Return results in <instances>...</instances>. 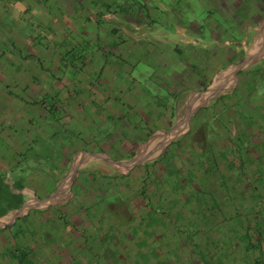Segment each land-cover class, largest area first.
I'll return each mask as SVG.
<instances>
[{"label": "rangeland", "instance_id": "rangeland-1", "mask_svg": "<svg viewBox=\"0 0 264 264\" xmlns=\"http://www.w3.org/2000/svg\"><path fill=\"white\" fill-rule=\"evenodd\" d=\"M153 1L123 0V15L138 8L136 4L154 7ZM161 1L167 13L159 12L162 17L180 22L188 33L199 28L200 36L210 44L213 38L234 43L229 45L233 54L226 50L218 65L222 70L209 79L207 88L190 94V102L198 97L203 101L183 108L185 126L172 132L179 115L167 132L176 135L166 140L159 136L164 141L153 155L142 157L141 149L136 156H128L133 149L130 146L138 143L131 131L139 129L115 122L114 116L102 126L101 120L93 126L95 138L107 139L111 145L118 139L124 143L122 153L128 155L117 157H130L127 163L114 166L113 173L110 168L106 173L97 170L84 177L92 194L74 207L76 215L86 214L87 221L77 216L65 217L66 222L57 218L59 225L52 217L36 221L25 231L13 226L16 243L0 253L3 264H59L56 253L61 248L73 258L62 264H240L241 259L247 260L251 253L247 243L257 228L256 220L264 226V39L261 49L256 53L251 50L264 29V0ZM214 2H218L216 7ZM222 5L230 6L234 14L226 9L225 13ZM9 21L5 25L9 32L36 37L40 44L48 40L47 33L56 39H67L71 33H59L61 28L56 31L50 26L42 29L27 21ZM156 26L171 32L176 29L163 23ZM100 40L96 45L89 46L87 41L74 45L64 57L67 68L71 69L74 57L87 54L92 46L103 56L111 52V60L121 66L117 77L126 87L135 85L144 98L152 99L154 107L170 100L171 84L182 89L189 88L190 82L192 87L206 82L205 75L188 67L189 54H184L186 47L181 43L176 48L172 45L175 55L163 51L164 63L157 61L155 65L147 53L150 45H140L116 59L115 43ZM154 45L153 49L162 52ZM248 55L250 63L238 69ZM222 73L224 82L215 84ZM218 84L220 88L214 91ZM113 90H101V97H113ZM76 217L84 222L81 227L74 224ZM68 229L78 236L83 248L68 241ZM20 235L31 236L33 247L20 248ZM60 239L67 244L58 247ZM53 246L57 252L46 254V247Z\"/></svg>", "mask_w": 264, "mask_h": 264}, {"label": "crops", "instance_id": "crops-1", "mask_svg": "<svg viewBox=\"0 0 264 264\" xmlns=\"http://www.w3.org/2000/svg\"><path fill=\"white\" fill-rule=\"evenodd\" d=\"M214 3L216 7L218 2ZM136 5L138 8L124 16L123 0H0V24H3L0 25V253L12 247L13 226L25 231L36 221L52 217H56L59 225L62 218L67 221L65 217L77 216L87 221L86 214L76 215L74 207L78 200L92 194L84 177L97 170L106 173L110 168L113 173L114 166H125L128 158L136 156L141 149L142 157L158 151L161 141L176 135L167 132L182 115L183 108L203 101L202 95L201 99L193 98L190 102V94L207 88L209 79L222 70L218 65L226 50L230 56L233 54L229 45L234 43L213 38L210 44L200 36L199 28L188 33L180 22L162 17L159 12L166 13V7L161 0H154V7ZM222 8L225 13L227 10L234 14L235 4L231 8L234 11H230V6L222 5ZM9 19L37 23L42 29L61 28L59 33L69 30L71 39L62 36L56 39L43 30L48 40L40 44L36 37L9 32L6 27ZM162 23L176 27L175 31L156 26ZM100 39L115 43L116 59L140 45H150L147 53L155 65L157 61L164 63L163 51L175 55L172 45L176 48L181 43L186 47L184 54L187 51L189 54L188 67L205 75L206 82L196 87L190 82L189 88L186 85L182 89L171 84L170 100L154 107L152 99L144 98L135 85L126 87L123 79L117 77L121 66L111 60V52L103 56L98 47L92 46L87 54L74 57L71 69L67 68L64 57L74 45L84 41L89 46L96 45ZM154 44L162 52L153 49ZM222 77L223 73L215 84ZM112 89L113 97H101V90L107 93ZM113 116L115 122L139 129L131 131L138 143L130 146L133 148L130 155L122 153L121 140L111 145L109 140L97 139L92 134L93 126L100 120L102 126ZM185 119L184 115L181 122L184 125L180 127L178 122L172 132L181 131ZM154 134L158 135L147 144ZM117 154L130 157L121 159ZM77 217L74 224L81 227L84 222H78ZM254 226L257 228H253L247 243L251 253L240 264H264V226L257 220ZM66 232L68 241L79 243L73 231ZM18 239L20 248L33 247L31 236L20 235ZM62 239L58 240V247L67 244ZM37 252L42 257L41 250ZM55 252L54 246L46 247V254ZM56 254L59 264L73 259L64 248Z\"/></svg>", "mask_w": 264, "mask_h": 264}, {"label": "bare ground", "instance_id": "bare-ground-1", "mask_svg": "<svg viewBox=\"0 0 264 264\" xmlns=\"http://www.w3.org/2000/svg\"><path fill=\"white\" fill-rule=\"evenodd\" d=\"M263 39H264V29H263V31H262V34L259 36V38H256L255 39V41L253 42V46H252V49L251 50H253V51H255V53H256V51H258L259 49H261V46H262V44H263ZM252 55V54H251ZM230 78V77H229ZM230 80V79H229ZM224 81H223V79L221 80V81H219L218 83H223ZM216 88V87H215ZM219 88V87H218ZM218 88L217 89H214V91H217L218 90ZM212 89V88H211ZM213 91V92H214ZM196 99V98H195ZM183 118H184V115H181V117H180V119H179V122L181 123L182 122V120H183ZM181 125H182V123H181ZM179 126V125H178ZM153 141V140H152ZM157 143V142H156Z\"/></svg>", "mask_w": 264, "mask_h": 264}, {"label": "water", "instance_id": "water-1", "mask_svg": "<svg viewBox=\"0 0 264 264\" xmlns=\"http://www.w3.org/2000/svg\"><path fill=\"white\" fill-rule=\"evenodd\" d=\"M251 57L250 55L245 56L243 59V62L241 65H239L238 69L242 68L243 66H245L246 64L250 63ZM138 159H136L135 161H137Z\"/></svg>", "mask_w": 264, "mask_h": 264}]
</instances>
